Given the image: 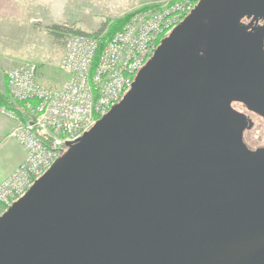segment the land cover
Here are the masks:
<instances>
[{"label": "water", "instance_id": "95a60500", "mask_svg": "<svg viewBox=\"0 0 264 264\" xmlns=\"http://www.w3.org/2000/svg\"><path fill=\"white\" fill-rule=\"evenodd\" d=\"M233 101L264 115V0H198L0 215V264H264V147Z\"/></svg>", "mask_w": 264, "mask_h": 264}, {"label": "built area", "instance_id": "2783aa9c", "mask_svg": "<svg viewBox=\"0 0 264 264\" xmlns=\"http://www.w3.org/2000/svg\"><path fill=\"white\" fill-rule=\"evenodd\" d=\"M198 0H164L132 13L99 47L86 33L63 35L60 68L67 78L56 86L37 78L36 63L23 60L6 72L8 95L19 108L0 111L15 120L11 135L24 149L23 160L0 181V215L73 142L113 108L160 42Z\"/></svg>", "mask_w": 264, "mask_h": 264}, {"label": "rangeland", "instance_id": "374dc122", "mask_svg": "<svg viewBox=\"0 0 264 264\" xmlns=\"http://www.w3.org/2000/svg\"><path fill=\"white\" fill-rule=\"evenodd\" d=\"M26 3L33 8L30 12L37 19L11 21L6 25L9 34H0V91L8 93L6 72L23 60L36 63L37 78L48 85L62 83L67 75L60 68L63 52L62 37L49 29L53 23L38 19L49 9L58 15L59 25L69 29L93 33L109 19L113 21L126 14L159 7L164 0H73V14H66L67 0H40ZM42 1V2H41ZM70 1V0H69ZM27 12V13H28ZM129 15V16H130ZM62 20V21H60ZM254 123L243 134V142L251 149L264 146V121L260 116L253 117Z\"/></svg>", "mask_w": 264, "mask_h": 264}, {"label": "crops", "instance_id": "0c3cea01", "mask_svg": "<svg viewBox=\"0 0 264 264\" xmlns=\"http://www.w3.org/2000/svg\"><path fill=\"white\" fill-rule=\"evenodd\" d=\"M34 1V0H33ZM40 0L34 2L39 3ZM43 1V0H42ZM41 1V2H42ZM29 0H0V34H9L10 30L6 29V25H9L11 21H22V24L26 25V21H32L34 17L30 12L33 8L26 7V3ZM66 14H73V0H67ZM28 12V13H27ZM44 18L45 23L51 22L53 24H59L58 15L50 13L49 9L45 11L44 15L39 16V20ZM62 21V20H60ZM90 34L88 32H84ZM15 126V120L5 113L0 111V181L5 178L12 170L23 160L24 149L19 142L11 135V132Z\"/></svg>", "mask_w": 264, "mask_h": 264}, {"label": "trees", "instance_id": "16d2710c", "mask_svg": "<svg viewBox=\"0 0 264 264\" xmlns=\"http://www.w3.org/2000/svg\"><path fill=\"white\" fill-rule=\"evenodd\" d=\"M130 14H126L120 18H116L113 21L107 20L106 23H104L98 31H95L93 33H90L89 35L98 37L99 39V47L102 48L103 45L107 42V40L112 36L114 32L117 30H120L122 26L124 25L125 21L128 19ZM53 33L56 35H59V37H62L64 34L68 32L73 33H84L81 30H74L69 29L65 26L59 25V24H53L49 27ZM87 34V33H86ZM199 53L202 51L199 50ZM0 106H3L7 109H15L18 110L17 106L13 104L10 100V96L8 95L7 91L4 92L0 91Z\"/></svg>", "mask_w": 264, "mask_h": 264}, {"label": "flooded vegetation", "instance_id": "af4514ba", "mask_svg": "<svg viewBox=\"0 0 264 264\" xmlns=\"http://www.w3.org/2000/svg\"><path fill=\"white\" fill-rule=\"evenodd\" d=\"M243 22H249L250 21V18H247V17H244L242 19ZM262 20H255L252 22L251 24V27H254V26H257V25H260L262 24ZM232 106L240 113L242 114L246 119L250 120L252 123H254L253 121V117H256V116H260L262 118V120L264 121V115L261 114L260 112H258L257 110H254L253 108H251L250 106L242 103V102H237V101H233L232 103ZM247 124V123H246ZM250 127H247L245 125V127L243 128V131H242V136L244 134V131L246 129H249ZM248 147V146H247ZM261 147H264V146H261ZM249 148V147H248ZM251 149V148H250Z\"/></svg>", "mask_w": 264, "mask_h": 264}]
</instances>
